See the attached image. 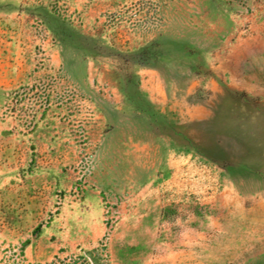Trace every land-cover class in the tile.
Instances as JSON below:
<instances>
[{
  "label": "rangeland",
  "instance_id": "obj_1",
  "mask_svg": "<svg viewBox=\"0 0 264 264\" xmlns=\"http://www.w3.org/2000/svg\"><path fill=\"white\" fill-rule=\"evenodd\" d=\"M0 264H264V0H0Z\"/></svg>",
  "mask_w": 264,
  "mask_h": 264
}]
</instances>
